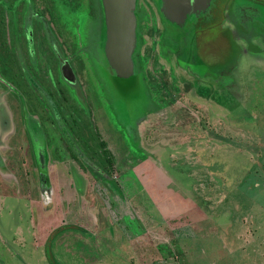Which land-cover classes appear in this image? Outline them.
<instances>
[{"label":"rangeland","instance_id":"rangeland-1","mask_svg":"<svg viewBox=\"0 0 264 264\" xmlns=\"http://www.w3.org/2000/svg\"><path fill=\"white\" fill-rule=\"evenodd\" d=\"M89 1L0 0V264H264V0H212L193 65L140 0L126 78L92 58Z\"/></svg>","mask_w":264,"mask_h":264},{"label":"water","instance_id":"water-1","mask_svg":"<svg viewBox=\"0 0 264 264\" xmlns=\"http://www.w3.org/2000/svg\"><path fill=\"white\" fill-rule=\"evenodd\" d=\"M152 1L166 33L165 45L175 50L181 61L192 65L200 63L202 56L199 55L198 37H195V32L199 29V18L209 9L212 0ZM221 1L226 8L232 3V0ZM95 2L93 8L89 1V18L95 22V28L100 31V41L95 43L97 56L92 57L96 61L100 59L107 69L120 78L141 73L143 46L141 21L144 11L139 7V0H95ZM210 15L213 17L214 13L211 12ZM85 26L86 41L87 25ZM236 35L237 30L234 32V37ZM86 44L88 45L87 41ZM39 158L41 165L45 164L46 157L40 153Z\"/></svg>","mask_w":264,"mask_h":264},{"label":"flooded vegetation","instance_id":"flooded-vegetation-1","mask_svg":"<svg viewBox=\"0 0 264 264\" xmlns=\"http://www.w3.org/2000/svg\"><path fill=\"white\" fill-rule=\"evenodd\" d=\"M148 1H150L151 2V4L154 6V8H155V11H156V15L154 14L153 16H154V18L152 19V21H151V25H152V29H153V35L156 33V31H157V33H158V35H160V41H159V43H160V46H162V48L165 46V47H167L166 49L168 50V52H172L173 51V53H174V55L176 54L177 55V53L175 52V50H173L172 48H170V47H168V46H166L165 44H166V42H165V36H166V33L164 32L165 30H164V27H163V24L161 23V20H160V17H159V15H158V13H157V10H156V7H155V5H154V3H153V1L152 0H148ZM139 2H140V0H139ZM139 7L141 8V6H140V4H139ZM142 9V8H141ZM28 16H30L29 14H28V10L27 9H25V12H24V14H23V17H25L26 19L27 18H31V17H28ZM143 20H144V18H143ZM143 20L141 21V25H142V30H141V34H142V36H143V31H144V23H143ZM150 33V32H149ZM143 40H145L144 39V37H143ZM144 44V43H143ZM2 45H3V47H1L0 46V55H1V53L2 54H4V56H9V58H8V60H10L11 62H12V58H11V55H10V53H9V51H8V47H7V43H6V40L5 41H3V43H2ZM169 49H170V51H169ZM10 50V49H9ZM142 50V49H141ZM6 52H7V54H6ZM167 51H166V53H168ZM13 56H14V53H13V51H12V53H11ZM141 55H142V51H141ZM92 56V55H91ZM15 57V56H14ZM93 58V57H92ZM93 60H94V58H93ZM95 61V60H94ZM177 62L179 63H182V61L181 60H178L177 59ZM17 63H18V65H20V67H23V65H22V62L19 60V59H17ZM143 72V71H142ZM144 83V82H143ZM10 85H12V84H10ZM35 87V86H34ZM100 88V87H99ZM36 89V88H35ZM37 90V89H36ZM100 90H102L101 88H100ZM145 90V93H140V94H138V95H136V97H137V99H141V101L142 102H144V101H147V100H149V99H151V97H149V98H147L146 97V93L148 92V90L145 88L144 89ZM147 90V91H146ZM42 93H43V91L42 90H38V94H37V96H39V95H41V96H39L41 99H43V101H45L44 100V97L42 96ZM152 100V99H151ZM153 101V100H152ZM44 103V102H43Z\"/></svg>","mask_w":264,"mask_h":264},{"label":"trees","instance_id":"trees-1","mask_svg":"<svg viewBox=\"0 0 264 264\" xmlns=\"http://www.w3.org/2000/svg\"><path fill=\"white\" fill-rule=\"evenodd\" d=\"M143 43H144V40H143ZM144 61H143V58H142V55H141V67H142V71L144 70ZM115 80H120V79H116L114 78ZM115 88V91L118 92V96L121 97V99H123L127 105L129 106H132L136 103V100H137V97L133 95V93H129L131 91V89H134L135 88V91L137 92V95L140 94L141 92V89H145V86L143 84V81H137L136 84L134 83L133 86L130 87V91L129 90H126L124 89L123 85H117V86H114ZM146 97L149 98L150 95L148 94V92L146 93ZM86 141V139L84 140ZM87 144V142H86Z\"/></svg>","mask_w":264,"mask_h":264},{"label":"crops","instance_id":"crops-1","mask_svg":"<svg viewBox=\"0 0 264 264\" xmlns=\"http://www.w3.org/2000/svg\"><path fill=\"white\" fill-rule=\"evenodd\" d=\"M32 118H33V116H32ZM48 160H49L48 158L45 159L46 162H47ZM2 168H3V167H2ZM2 168H1V169H2ZM1 171H2V170H1ZM4 173H5V172H4ZM0 193H1V192H0ZM52 195H53V194H52ZM53 197H54V195H53ZM53 197H52V198H53ZM52 198H51L50 202L52 201ZM177 245H178V244H177ZM179 264H182V261H179Z\"/></svg>","mask_w":264,"mask_h":264}]
</instances>
